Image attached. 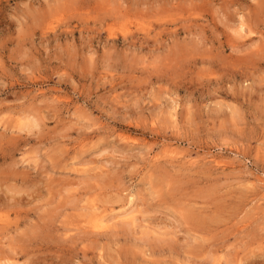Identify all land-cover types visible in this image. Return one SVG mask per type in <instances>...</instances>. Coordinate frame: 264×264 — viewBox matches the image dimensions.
<instances>
[{
  "label": "clouds",
  "instance_id": "9594fccd",
  "mask_svg": "<svg viewBox=\"0 0 264 264\" xmlns=\"http://www.w3.org/2000/svg\"><path fill=\"white\" fill-rule=\"evenodd\" d=\"M0 264H264V0H0Z\"/></svg>",
  "mask_w": 264,
  "mask_h": 264
}]
</instances>
